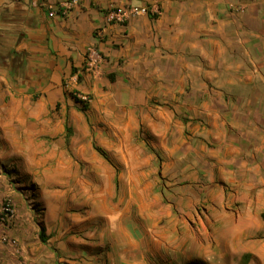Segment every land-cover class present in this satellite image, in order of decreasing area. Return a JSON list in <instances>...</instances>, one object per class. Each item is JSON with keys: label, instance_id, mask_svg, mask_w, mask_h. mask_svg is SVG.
I'll return each mask as SVG.
<instances>
[{"label": "crops", "instance_id": "crops-1", "mask_svg": "<svg viewBox=\"0 0 264 264\" xmlns=\"http://www.w3.org/2000/svg\"><path fill=\"white\" fill-rule=\"evenodd\" d=\"M63 1L0 0V96L10 102L1 109L10 118L20 108L39 110L55 102L62 79L83 88L91 77L84 67L86 51L94 45L108 79L116 70L122 81L162 79L154 93L126 83L128 91L118 88L121 98L126 94L151 109V95L158 92L164 109L200 111L213 120L185 123H193L187 139L199 138L192 155L195 172L208 169L219 181L248 190L264 187V0H77L66 13ZM111 4L155 5L159 12L108 24ZM75 76L83 78L80 84ZM89 82L92 92L101 90L97 80ZM213 202L236 209L214 206L213 255L208 263L195 257L184 264H264V201L243 196ZM127 226L117 264H150L155 254L160 260L153 264H179L165 259L168 251L141 245L140 223Z\"/></svg>", "mask_w": 264, "mask_h": 264}, {"label": "rangeland", "instance_id": "rangeland-1", "mask_svg": "<svg viewBox=\"0 0 264 264\" xmlns=\"http://www.w3.org/2000/svg\"><path fill=\"white\" fill-rule=\"evenodd\" d=\"M118 71L113 80L101 69L87 71L89 84L97 80L101 92H92L87 80L76 88L62 79L55 102L39 110L20 108L11 118L1 109L10 105L8 97L0 96V264H117L123 231L135 221L141 245L168 251L167 261L199 257L208 263L215 250L211 212L236 209L213 201H264L260 185L248 190L219 181L208 169L195 172L199 138L187 139L193 123H185L210 117L164 109L158 92L151 95V109L126 94L121 98L118 88L128 91L126 83L154 93L162 79L122 81ZM74 97H85L88 109L80 110ZM154 198L157 203L147 207Z\"/></svg>", "mask_w": 264, "mask_h": 264}, {"label": "built area", "instance_id": "built-area-1", "mask_svg": "<svg viewBox=\"0 0 264 264\" xmlns=\"http://www.w3.org/2000/svg\"><path fill=\"white\" fill-rule=\"evenodd\" d=\"M77 0H65L61 4L62 12L66 13L73 6L77 5ZM159 12L157 6H127V7H117L111 5L108 7L105 13V21L108 24L114 23L118 25H125L130 19L133 17H137L140 15H148V14H157ZM98 35L101 36L102 32L99 31ZM103 61V56L99 52L96 46L91 45L88 47L86 51V59H85V69L86 71L92 73H98L100 69V65ZM85 97H82V100H85Z\"/></svg>", "mask_w": 264, "mask_h": 264}, {"label": "trees", "instance_id": "trees-1", "mask_svg": "<svg viewBox=\"0 0 264 264\" xmlns=\"http://www.w3.org/2000/svg\"><path fill=\"white\" fill-rule=\"evenodd\" d=\"M74 99H75V102L76 103H79L80 104V110H86V108H87V104H86V102L85 101H82V100H80V99H77L76 97H74ZM40 237H41V240L44 242L45 241V238H44V235H43V233H40Z\"/></svg>", "mask_w": 264, "mask_h": 264}]
</instances>
